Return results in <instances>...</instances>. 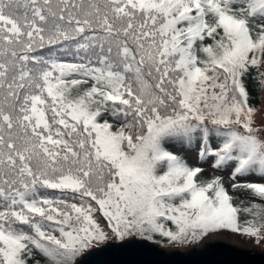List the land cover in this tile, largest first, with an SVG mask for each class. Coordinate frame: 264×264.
<instances>
[{"label": "snow or ice", "instance_id": "6c2138e0", "mask_svg": "<svg viewBox=\"0 0 264 264\" xmlns=\"http://www.w3.org/2000/svg\"><path fill=\"white\" fill-rule=\"evenodd\" d=\"M250 80L264 93V0H0V264L132 236L264 246Z\"/></svg>", "mask_w": 264, "mask_h": 264}, {"label": "water", "instance_id": "95a60500", "mask_svg": "<svg viewBox=\"0 0 264 264\" xmlns=\"http://www.w3.org/2000/svg\"><path fill=\"white\" fill-rule=\"evenodd\" d=\"M81 264H264V254L210 242L182 251L165 250L146 240L107 243L85 253Z\"/></svg>", "mask_w": 264, "mask_h": 264}, {"label": "trees", "instance_id": "16d2710c", "mask_svg": "<svg viewBox=\"0 0 264 264\" xmlns=\"http://www.w3.org/2000/svg\"><path fill=\"white\" fill-rule=\"evenodd\" d=\"M248 87H249V91L251 92L252 103H253L254 106L257 107L258 101H259V96H260L259 95L260 92L257 89V85L250 80L249 84H248ZM178 154L184 155L186 157V159H187V162L190 165L195 166L197 164L196 153L194 151L190 152V153L181 151ZM200 166H202V167H204L206 169L205 176H208L209 174H211L210 170L208 169V165L207 164H201ZM214 174H216V175H224L225 181H227V179H228V177H227V175L225 173L217 172V173H214ZM164 225H165L166 228H170V227L174 228V225H172L171 222H168V221H164ZM237 235H240V234H237ZM126 239L146 240V239H142V238H140L138 236L127 237ZM126 239H124V240H126ZM112 241L113 242H121V240L112 239L110 243H112ZM146 241L151 242L154 245H156V246H158V247H160L162 249H172V250H174V249L175 250H184V249L196 247L201 242V240H200L199 242L194 243V244H185V245H175V246H173V245L169 244L168 242H166V240L163 237H160V236L154 237L153 240H146ZM103 244L104 243H102V244H100V245H98L97 247H94V248H98V247L102 246ZM94 248H92V249H94Z\"/></svg>", "mask_w": 264, "mask_h": 264}, {"label": "rangeland", "instance_id": "374dc122", "mask_svg": "<svg viewBox=\"0 0 264 264\" xmlns=\"http://www.w3.org/2000/svg\"><path fill=\"white\" fill-rule=\"evenodd\" d=\"M259 101H258V105L257 108H264V93L259 94ZM255 120L257 122V124H259L260 120H261V115L257 114L255 117ZM211 236V235H210ZM203 238L201 240V242L199 243L198 246L196 247H192V248H198L199 246L203 245L204 241L209 239V237ZM221 238H223L224 240H226L228 243H231L233 246L235 247H247V248H252L256 251H259L260 253L264 254V246H257L255 245V243L248 237L246 236H242V235H237V234H233V233H227L225 232L224 234L221 235ZM112 240V239H111ZM111 240H109L108 242H105L103 245L110 243ZM208 241V240H207ZM113 242V241H112ZM102 245V246H103ZM101 247V246H100ZM95 249V248H94ZM189 249V248H188ZM165 250H172V249H165ZM175 250V249H174ZM185 250V249H184ZM182 251V250H179Z\"/></svg>", "mask_w": 264, "mask_h": 264}, {"label": "bare ground", "instance_id": "6f19581e", "mask_svg": "<svg viewBox=\"0 0 264 264\" xmlns=\"http://www.w3.org/2000/svg\"><path fill=\"white\" fill-rule=\"evenodd\" d=\"M208 240V241H207ZM204 241V243H210V242H220V243H226L228 245L233 246L231 243H228L226 240H224L223 238H221V235H211L209 237V239H207ZM203 243V245H204ZM235 247V246H234ZM236 248H245V249H249V250H254L252 248H247V247H236ZM256 251V250H255Z\"/></svg>", "mask_w": 264, "mask_h": 264}]
</instances>
